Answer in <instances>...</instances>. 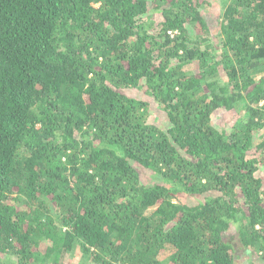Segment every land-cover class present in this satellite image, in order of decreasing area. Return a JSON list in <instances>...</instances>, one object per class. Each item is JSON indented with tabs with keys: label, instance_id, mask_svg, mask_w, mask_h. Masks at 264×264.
I'll list each match as a JSON object with an SVG mask.
<instances>
[{
	"label": "trees",
	"instance_id": "1",
	"mask_svg": "<svg viewBox=\"0 0 264 264\" xmlns=\"http://www.w3.org/2000/svg\"><path fill=\"white\" fill-rule=\"evenodd\" d=\"M219 2L0 0V264H264V0Z\"/></svg>",
	"mask_w": 264,
	"mask_h": 264
},
{
	"label": "rangeland",
	"instance_id": "2",
	"mask_svg": "<svg viewBox=\"0 0 264 264\" xmlns=\"http://www.w3.org/2000/svg\"><path fill=\"white\" fill-rule=\"evenodd\" d=\"M209 2H211L212 4V7L209 9L210 11L207 13V15L209 14V22H211V28H213L212 30V33L215 35L217 32L214 28L215 26V19L217 20V18H215L216 16H218V14L220 13L221 11V5H220V2L219 0H208ZM158 17V14H154V18L157 19ZM212 39L215 40V36L213 38V35H212ZM217 39V38H216ZM238 112V110H231V111H228V112H224V111H221L220 113H216L215 116H214V122L217 124L218 127H221L224 125V123L226 121H231L233 122L234 121V117H235V114ZM236 238H238V236L236 235L235 236ZM238 241L235 240V243H237ZM78 264V262H76Z\"/></svg>",
	"mask_w": 264,
	"mask_h": 264
}]
</instances>
